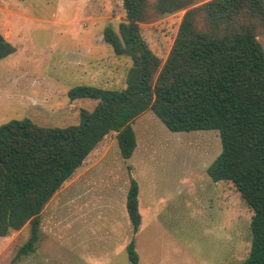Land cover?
I'll use <instances>...</instances> for the list:
<instances>
[{"label":"rangeland","instance_id":"374dc122","mask_svg":"<svg viewBox=\"0 0 264 264\" xmlns=\"http://www.w3.org/2000/svg\"><path fill=\"white\" fill-rule=\"evenodd\" d=\"M0 6L12 27L20 22L13 12L25 13L28 22L18 29L22 47L28 36L31 49L0 62V126L25 118L44 128L76 125L80 110L97 102L71 101L69 89H125L130 59L92 41L126 20L123 0H0ZM185 11L139 24L161 63ZM256 38L264 50V33ZM90 65L100 70L88 78ZM131 127L132 156L122 159L116 134L107 135L44 206L35 251L14 261L30 236L27 223L0 237V264H132L131 241L137 264H239L248 257L253 213L231 182H213L206 173L221 151L218 132H171L150 110ZM131 179L138 185L137 232L125 207Z\"/></svg>","mask_w":264,"mask_h":264},{"label":"trees","instance_id":"16d2710c","mask_svg":"<svg viewBox=\"0 0 264 264\" xmlns=\"http://www.w3.org/2000/svg\"><path fill=\"white\" fill-rule=\"evenodd\" d=\"M199 4V5H197ZM126 20L103 30V41L131 67L122 90L80 85L67 97L96 101L79 123L44 128L29 119L0 126V237L30 224L14 261L35 251L40 213L87 156L115 133L122 159L136 148L132 122L150 110L171 132H218L213 182H231L252 211L251 245L239 264H264V0H123ZM186 10L166 60L148 47L139 24ZM16 48L0 34V61ZM133 231L141 214L134 179L125 202ZM127 257L138 263L131 241Z\"/></svg>","mask_w":264,"mask_h":264},{"label":"crops","instance_id":"0c3cea01","mask_svg":"<svg viewBox=\"0 0 264 264\" xmlns=\"http://www.w3.org/2000/svg\"><path fill=\"white\" fill-rule=\"evenodd\" d=\"M4 11H7V10H3V8L0 6V21H1V24H2L1 29H0V33L3 34L4 38H8L7 40L10 43H12V45H14L17 48V50H16V52L14 54L8 56L6 58V60H3L2 63H5V61L7 62V59H9L11 57H14L15 55H17L18 52L21 53L22 50H26L24 54L29 52V50L31 51V49L29 47L30 43L28 44V39H27L28 36L24 38L25 39V41H24L25 48L22 47V37H21L20 31L18 29V27H19V25L21 23L25 24V23L28 22V21H26V18H24V16H25L24 14L25 13L24 14L23 13H19V10L13 12L15 17L17 16L19 18L20 22H18V23L16 22V24H14V27H12V26H9V25L5 24V22L7 23L9 21L6 18L7 16H6V14H4ZM5 13H8V12H5ZM6 29H9L11 31L9 36L6 34ZM15 29H16L17 33L14 34V36H12L13 35V31L15 32ZM79 32L82 33L81 31H79ZM77 37L79 38L80 34ZM92 41L95 42V43H99V45L102 44V42H104L103 41V37L102 36H97V35L92 38ZM18 46H21L22 48L19 49ZM88 50H90V47L88 48ZM28 56L30 57V53L28 54ZM24 57L27 59L26 56H24ZM90 67H91V69H90ZM90 67L85 70L86 75H87L88 78H90V76H92L93 73L97 74L98 71L100 70V69L96 70V68H94V66L92 67L91 65H90Z\"/></svg>","mask_w":264,"mask_h":264}]
</instances>
